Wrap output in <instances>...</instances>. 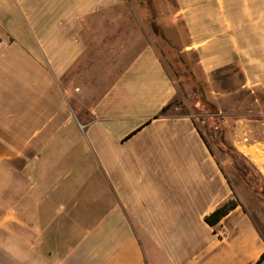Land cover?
Wrapping results in <instances>:
<instances>
[{
    "label": "crops",
    "instance_id": "crops-1",
    "mask_svg": "<svg viewBox=\"0 0 264 264\" xmlns=\"http://www.w3.org/2000/svg\"><path fill=\"white\" fill-rule=\"evenodd\" d=\"M174 2L206 79L264 90V0ZM123 3L0 0V264H257L264 239Z\"/></svg>",
    "mask_w": 264,
    "mask_h": 264
},
{
    "label": "rangeland",
    "instance_id": "rangeland-1",
    "mask_svg": "<svg viewBox=\"0 0 264 264\" xmlns=\"http://www.w3.org/2000/svg\"><path fill=\"white\" fill-rule=\"evenodd\" d=\"M123 8L130 21L143 23L146 46L161 58L176 89L173 104L192 117L264 239V90H242L233 67L206 79L196 55L182 52L187 34L174 0H124Z\"/></svg>",
    "mask_w": 264,
    "mask_h": 264
},
{
    "label": "trees",
    "instance_id": "trees-1",
    "mask_svg": "<svg viewBox=\"0 0 264 264\" xmlns=\"http://www.w3.org/2000/svg\"><path fill=\"white\" fill-rule=\"evenodd\" d=\"M163 111H165V109H163ZM235 207H236V203L234 201L227 202L222 207L216 209L212 214L206 217L205 218L206 223L210 227H215L220 222V220H222V218H224ZM263 260H264V254L261 256L257 264H261Z\"/></svg>",
    "mask_w": 264,
    "mask_h": 264
}]
</instances>
